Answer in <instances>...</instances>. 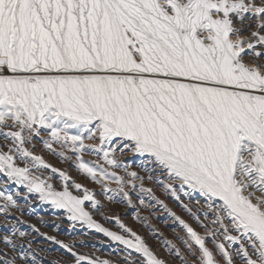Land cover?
I'll list each match as a JSON object with an SVG mask.
<instances>
[{"label":"snow or ice","instance_id":"6c2138e0","mask_svg":"<svg viewBox=\"0 0 264 264\" xmlns=\"http://www.w3.org/2000/svg\"><path fill=\"white\" fill-rule=\"evenodd\" d=\"M0 137V174L123 245L127 264L169 261L123 223L131 238L99 224L87 180L110 202L131 204L139 180L167 209L145 179L177 200L198 195L196 211L181 204L203 233L168 209L185 233L163 240L178 264H264V0H0ZM34 138L84 181L31 151ZM126 152L152 165L147 177L105 166L127 169ZM3 198L5 217L19 210ZM28 235L15 224L0 235V264H40ZM46 238L70 254L62 264H111Z\"/></svg>","mask_w":264,"mask_h":264},{"label":"rangeland","instance_id":"374dc122","mask_svg":"<svg viewBox=\"0 0 264 264\" xmlns=\"http://www.w3.org/2000/svg\"><path fill=\"white\" fill-rule=\"evenodd\" d=\"M2 142L3 138L0 137V143ZM34 144L35 147H32V145H27V147L36 155L42 156L46 163L61 171L67 172L71 175L72 179L78 183L84 181L83 174L77 171L73 166V161L63 162L60 157L53 152L50 151L49 153V150L44 147L40 138H34ZM54 147L56 146L54 145ZM85 159L95 160L97 157L86 154ZM120 160L122 164L128 165L127 169L124 167L112 168L108 165L105 166L109 167V171H116L119 176L125 177V179H131L128 173L132 171L139 173L140 176L147 177L146 175H149V173L145 171V167L149 169L152 167L144 157L131 152H126L120 157ZM101 163H103V161H101ZM41 172L44 178L52 176V183L57 191L63 190L64 181L58 173H52L50 169H41ZM152 175L156 177L159 173L153 172ZM161 179L165 178L161 177ZM134 182L137 185L136 188H133L131 185H128L127 188L132 197V203L129 204L122 196H118L116 200L112 202L108 201L105 196L100 195L101 186L95 184L91 180H87L84 186L95 192L97 194L96 198L101 200L104 204V215H100L92 209L91 202L89 201H85V210L90 211L93 214V218L105 228L122 235H127L131 238L130 233L125 232V230L120 227V224L123 223L127 228L132 229V231L142 237L156 255L168 260L169 264H175V261H173L166 252L167 249L163 244V240L167 239L173 241V238L177 237V234L183 236L185 233L182 226L175 220L168 209H171V212H175L194 228L198 223L182 207L181 201L177 200L170 191H166L155 179L151 181L145 179L144 187L152 188L155 196L159 200H163L164 204L167 205V209L164 205L158 203L156 199H153L150 194L140 190L139 180ZM109 184L111 187H115V184L111 182H109ZM70 190L73 194H77L78 191L82 192V190H77L74 187ZM0 193H3V196H0V206L5 202L4 196H12L20 206L19 210H10L7 217L0 213V235H3L5 232H10L11 225L15 224L21 231L29 234V240L32 236L40 238L42 244L39 245V248H36L35 244H32L33 248L36 250L33 254L37 257L40 264H62V261L65 259H70V254H68L61 245L48 240L46 236H55L65 243H74L79 252L98 257L100 260H109L111 264H127V250L123 245L112 241L110 237L95 229H89L87 225H81L77 222L70 221L68 218L70 214L66 209H57L51 203L42 201L39 198V194L28 193L26 187L8 180V178L2 174H0ZM178 194L184 195L182 192ZM194 198L191 201H194ZM141 199L144 200V204L140 203ZM158 211L161 213V217L157 216ZM32 216L41 218L43 222V218L46 217L47 222L53 225L45 226L43 223L38 222L37 224L36 221L32 219ZM5 220H7L8 223H5ZM33 225L40 230L39 233L33 230ZM58 228L64 229L65 232L60 233L57 230ZM40 233L46 235H41ZM157 233L161 235L157 236ZM69 235L82 236L83 240L81 242H74ZM24 245L27 247V241H24ZM0 247H3L2 243H0ZM132 257L138 261L141 259V257L137 256L134 252L132 253Z\"/></svg>","mask_w":264,"mask_h":264},{"label":"bare ground","instance_id":"6f19581e","mask_svg":"<svg viewBox=\"0 0 264 264\" xmlns=\"http://www.w3.org/2000/svg\"><path fill=\"white\" fill-rule=\"evenodd\" d=\"M49 153H50V151H49ZM131 156V155H130ZM123 160V159H122ZM144 173V172H143ZM146 176H148V175H146ZM155 176V175H154ZM17 189H18V187H17ZM16 189V190H17ZM17 193V192H16ZM16 193H14V194H16ZM178 193H179V191H178ZM257 195L259 196L260 195V193H257ZM180 197H181V200H179V201H183V203H185V204H189L190 206H192L193 207V210L194 211H196L197 210V206L195 205V200L196 199H200V197L198 196V195H196V196H194V197H188V196H182V195H180ZM194 198V201H191L192 199ZM201 203L203 204L204 202H203V200L201 201ZM19 204V203H18ZM20 207V206H19ZM205 207H206V205H205ZM204 211V208H200V210L198 211V214H201L202 212ZM154 216H155V214H154ZM157 216L159 217H161L162 215H161V213L158 211L157 212ZM43 217V216H42ZM201 219H203V215H201ZM32 219H34L35 221H36V223L38 222V223H43L45 226H51V225H53V224H50V222L48 223L47 222V220H46V217H44L43 219H44V222H43V220L41 219V218H37V217H35V216H32ZM34 221V222H35ZM37 223V224H38ZM195 229L198 231V232H201V233H203V229L199 226V224H197V226L195 227ZM202 229V230H201ZM60 233H64L65 232V230L64 229H62V228H58L57 229ZM69 237H71L72 239H73V241L74 242H81L82 240H83V237L82 236H77V235H69ZM31 242H32V244L34 245L35 244V247L36 248H39V245L40 244H42L41 243V239L40 238H38L37 236L35 237V236H32L31 237ZM173 241L174 242H176V243H178V241H177V239H176V237H174L173 238ZM85 244V243H84ZM209 246L210 247H212V245H211V242H209ZM166 252L168 253V251L166 250ZM169 254V253H168ZM171 257V256H170ZM172 258V257H171ZM173 259V258H172ZM175 264H178V262H175Z\"/></svg>","mask_w":264,"mask_h":264}]
</instances>
